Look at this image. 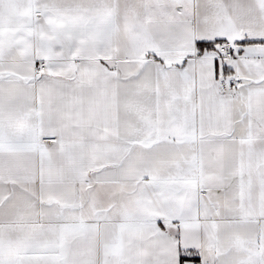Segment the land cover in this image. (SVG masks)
<instances>
[{"label": "snow or ice", "instance_id": "snow-or-ice-1", "mask_svg": "<svg viewBox=\"0 0 264 264\" xmlns=\"http://www.w3.org/2000/svg\"><path fill=\"white\" fill-rule=\"evenodd\" d=\"M0 264H264V0H0Z\"/></svg>", "mask_w": 264, "mask_h": 264}]
</instances>
